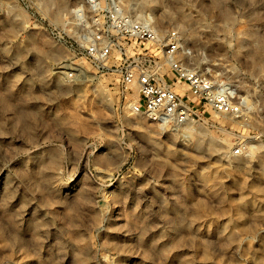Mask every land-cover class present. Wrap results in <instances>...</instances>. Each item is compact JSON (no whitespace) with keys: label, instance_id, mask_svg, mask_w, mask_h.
Masks as SVG:
<instances>
[{"label":"rangeland","instance_id":"1","mask_svg":"<svg viewBox=\"0 0 264 264\" xmlns=\"http://www.w3.org/2000/svg\"><path fill=\"white\" fill-rule=\"evenodd\" d=\"M118 2L239 112L134 114L118 55L84 58L86 0H0V264H264V0Z\"/></svg>","mask_w":264,"mask_h":264},{"label":"built area","instance_id":"2","mask_svg":"<svg viewBox=\"0 0 264 264\" xmlns=\"http://www.w3.org/2000/svg\"><path fill=\"white\" fill-rule=\"evenodd\" d=\"M74 16L85 25L83 55L97 72L111 69L105 62L118 55L117 86L125 97L135 93L128 101L132 113L174 129L210 113L239 112L225 83L177 58L180 37L175 30L158 31L126 12L118 0H86L85 9ZM72 78L73 73L66 75ZM180 86H186L182 93Z\"/></svg>","mask_w":264,"mask_h":264},{"label":"bare ground","instance_id":"3","mask_svg":"<svg viewBox=\"0 0 264 264\" xmlns=\"http://www.w3.org/2000/svg\"><path fill=\"white\" fill-rule=\"evenodd\" d=\"M79 10H81V9H80V8H76V9L72 10V12H75V13H76V12H78ZM180 53H181V51L179 50V52H178V54H177V58H179ZM184 89H185V86H180L178 91H179L180 93H182ZM226 90H227V93H229L227 87H226ZM229 97H230V96H229ZM233 102H234V101H233ZM194 123H196V122H194Z\"/></svg>","mask_w":264,"mask_h":264}]
</instances>
